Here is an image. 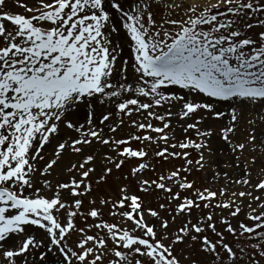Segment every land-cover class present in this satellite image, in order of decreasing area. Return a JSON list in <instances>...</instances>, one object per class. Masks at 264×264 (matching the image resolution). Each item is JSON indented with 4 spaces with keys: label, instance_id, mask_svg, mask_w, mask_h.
Returning a JSON list of instances; mask_svg holds the SVG:
<instances>
[{
    "label": "snow or ice",
    "instance_id": "1",
    "mask_svg": "<svg viewBox=\"0 0 264 264\" xmlns=\"http://www.w3.org/2000/svg\"><path fill=\"white\" fill-rule=\"evenodd\" d=\"M15 4L0 264H264V0Z\"/></svg>",
    "mask_w": 264,
    "mask_h": 264
},
{
    "label": "rangeland",
    "instance_id": "2",
    "mask_svg": "<svg viewBox=\"0 0 264 264\" xmlns=\"http://www.w3.org/2000/svg\"><path fill=\"white\" fill-rule=\"evenodd\" d=\"M184 2L186 4H189V3H199V4H203L204 3V0H184ZM4 10L11 11V12H23V9H21V8H19V7L16 6L15 0H6V8ZM24 14L27 15V13H24ZM259 30L260 29H255L253 31H259ZM125 52L127 53V45L126 44H125ZM153 123H155V121H153ZM177 135L179 137L180 136V133L178 132ZM188 135L189 136H194V133L192 131H190L188 133ZM132 143H133V146L135 147L136 146V142H132ZM192 154H193V156L195 155L194 152ZM153 163H155V160H153ZM173 163L174 164H180L181 161L175 160V161H172L170 164H167V165H165L163 163L158 164L157 165V170H156L157 171V174H159L165 168L170 169ZM127 170H128V168H127V164H126V165H124L122 167V170L121 171L122 172H126ZM143 176H144V178H147V179H153V178H155L153 172H151V171H147V172L143 173ZM188 179H190V180L191 179H195L197 181V183L194 185L195 187L208 186L207 185V182H206V179H207L206 178V174L203 171H200V172L193 171V173L188 176ZM130 180H131V177H129V181ZM129 181L121 180L122 183H128ZM220 183H222V181ZM214 187H219V184L214 185ZM175 190L176 189L173 188V191H175ZM130 191H135V188L134 187L133 188H130ZM136 194H138V195H144V194L139 193V192H137ZM185 194H187V193L186 192H182L181 193V195H185ZM164 195H166V194H164ZM155 196H156V192H153V194H152V197L153 198L151 199V203H150V206H152V207H156V204H157V201L155 200ZM162 202H165L166 203L167 201H162ZM146 203H148L147 200H146ZM173 203H175V202H173ZM105 218L106 219L108 218L106 214H105ZM178 223H179V221H177V225H178ZM194 258H196V257H194Z\"/></svg>",
    "mask_w": 264,
    "mask_h": 264
}]
</instances>
